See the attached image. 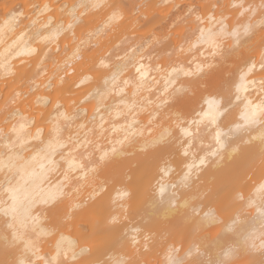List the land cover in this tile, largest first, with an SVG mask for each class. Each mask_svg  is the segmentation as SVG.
<instances>
[{"label": "bare ground", "instance_id": "obj_1", "mask_svg": "<svg viewBox=\"0 0 264 264\" xmlns=\"http://www.w3.org/2000/svg\"><path fill=\"white\" fill-rule=\"evenodd\" d=\"M17 3L19 8L9 6L0 12V161L6 165L0 167V208L12 205L5 189L11 186L17 194L15 219L0 212V264H168L170 248L178 249L173 253L176 264H264V191L259 190L264 184V166L259 160L264 126L257 123L235 128L243 124L240 117L247 101L255 105L264 99V69L260 67L264 0ZM200 4L202 7L195 9ZM113 13L117 19H110ZM154 15L163 20L169 17L172 26L164 37L147 36L131 44L126 54L109 57L112 45L118 47L122 37L131 35L129 31L135 34L141 22L150 21ZM220 21L227 25V33L236 29L242 38L236 47L232 36L217 37L226 52L223 59L210 56L203 41L197 43L200 28L217 33ZM249 24L253 27L249 36H244V27ZM173 25L193 33L175 41V56L170 63L144 59V51L153 40L179 34L173 32ZM234 63V69H230ZM125 64L127 67H123ZM141 64L147 71L143 82L135 71ZM197 64L204 65L200 73L195 72ZM181 67L191 69L194 75L180 73L166 90L167 74ZM230 72L233 76L227 78L231 82L226 80V90L206 87L221 73ZM244 74L245 87L237 93L236 85ZM125 80L129 81L127 85ZM177 88L188 91L173 94ZM212 99L223 106L231 104L227 118L217 121L226 134L222 148L216 145V125L209 118L191 123L209 110L208 101ZM162 100L167 103L157 109ZM153 111L167 117L181 112L192 136L180 135L175 121L168 118L149 126V113ZM61 113L70 119L65 120ZM20 124L25 125L23 144L10 149L6 145L17 138L13 126L19 129ZM56 127L59 133L54 131ZM170 127L173 135L168 138V146L161 147L164 129ZM125 136L128 140L123 145L116 143ZM171 139L174 144H170ZM113 144L120 154L95 174L85 177L81 169H69L68 162L74 159L87 172L94 166L90 161L98 160L101 151L111 149ZM214 150L217 155L211 156ZM201 158L206 161L203 165ZM53 161L54 166L50 163ZM135 164L139 168L129 172ZM190 166L191 183L185 186ZM108 168L118 170L115 187L103 175ZM212 180L218 187L214 186V196L221 190L223 195L208 194ZM102 182L103 192L90 198ZM137 184L138 196L147 199L142 217L133 213ZM161 184L165 187L163 196L158 191ZM58 185L63 186V202L44 203L42 194ZM122 190L130 192L131 198H121ZM169 201L176 204L175 212L170 211ZM74 202H82L83 210L73 213L70 206ZM105 209L106 214L101 212ZM94 213L105 216L99 222L95 220L98 225L93 220V232L88 229L87 233L86 218H97ZM209 213L211 217L206 215ZM112 216L119 218L116 225L110 223ZM2 227L12 229L8 237ZM14 231L23 239L13 242ZM100 234L107 241L98 245ZM24 241L32 243L26 247ZM7 243L17 247L10 251ZM9 257L12 262L7 261Z\"/></svg>", "mask_w": 264, "mask_h": 264}, {"label": "snow or ice", "instance_id": "obj_2", "mask_svg": "<svg viewBox=\"0 0 264 264\" xmlns=\"http://www.w3.org/2000/svg\"><path fill=\"white\" fill-rule=\"evenodd\" d=\"M262 7H264V5H262ZM117 18H118V16L116 13H113V16L110 17V19H117ZM196 19H197V21H201V18L199 16H197ZM219 23H220L221 27L217 33H213L211 29H208V31L206 33L203 28H200L199 29L200 37L198 38L197 43L203 41L208 46V51H209L210 56L220 57L221 59H223L226 56V52L221 48L220 41L217 39V37L220 35H224V34L232 36L234 38L236 47L240 46V44L242 42V38H241V35H240L238 30L233 29L230 33H227L226 32L227 25L223 24L222 21H220ZM261 25H264V20L261 21ZM69 27H71V25H69ZM252 27L253 26L251 24L246 25L244 27V36H249ZM260 30L264 31V27H262ZM193 46H195V45H193ZM262 49H264V41H262ZM132 51L135 52V49H133ZM101 63L103 64V61H101ZM123 67H127V64H125ZM207 67L211 68L212 65L209 64V65H207ZM254 67H255V64H253L249 68V71H251L252 68H254ZM260 67L262 69H264V50H262L260 53ZM203 68H204V65L197 64L195 72L200 73L203 71ZM135 71L138 74L139 80L141 82H143L147 76V71L145 70L144 65L141 64L139 67H137L135 69ZM180 73H183V75L185 77L194 75V72L191 69L184 70L182 67L179 69L172 68L171 72H169L167 74L166 90H167V84H175L176 79ZM115 79H116V77L114 76V80ZM240 79H241V83L236 85V92L237 93H239L245 87L243 84V81L246 79V74L241 75ZM81 83H84V81L82 80ZM123 83L125 85H127L129 83V81L125 80V81H123ZM262 88H264V84H262ZM120 91L123 92V88H120ZM186 91H188V89L177 88V89H174L173 94L180 93V92H186ZM236 99L240 100V96L237 95ZM166 103H167L166 100H162L160 105H157V109H159L161 106H163ZM208 106H209V110L202 113L201 119L198 121L194 120L191 123L199 124V123L203 122L204 118H209V122L212 125H216L215 132H214V140L216 142V145L222 148L223 147L222 138L226 134L222 132L217 121H218V119H226L227 118L231 104L229 102L228 106H223V105H221V103L219 101L212 99V100L208 101ZM61 116H63V118L65 120L70 119V117L65 113H61ZM165 118H168V119L175 121V129L179 131L180 135L186 136V137L192 136V132L190 130V127L185 126L183 115L179 111L172 113L171 117H167L166 114H163L159 111L150 112L149 113V126H151V124L155 123L158 119H165ZM240 118L243 121V124H239V123L236 124L235 125L236 129H240L241 127L252 126V125H255L257 123H260L261 126H264V99H262L258 104H255V105H253L251 101H247V103L245 104V110L241 113ZM100 127H101V129H103V122H101ZM24 128H25L24 124H20L19 129H17L15 126H13L12 130H13V132L16 133L17 138L11 144H7L6 147L12 149L16 146V144H21V145L23 144L22 132H23ZM39 131L40 130L38 129L37 136L39 135ZM54 131L59 133V128L58 127L54 128ZM164 133H166V136L163 134L161 136V141H160L161 147H167L168 146V138L173 135V130L171 127L166 128V129H164ZM127 140H128V136H125L123 140H118L116 143L123 145L125 143V141H127ZM49 146L51 147V144ZM119 154H120L119 150L117 149L115 144H113L111 149H106V150L101 151V154H100L98 160L90 161L91 163H93L94 166L89 168L87 172L83 171L85 166L83 164L78 163L74 159L68 162L69 169L72 170V169L79 168L83 172V175L85 177H87L89 174H95L97 172L98 168L105 166L112 159H115V157L118 156ZM185 155H187V151H185ZM210 155L216 156L217 151H215V150L212 151L210 153ZM34 159H35V157H34ZM259 160H260L261 165L264 166V135L261 136ZM205 162H206L205 158L200 159L201 165L205 164ZM50 163L53 166L55 164L54 161L50 162ZM5 166L6 165H4L2 161H0V167H5ZM190 177H191V166H190V171L188 173H186L185 177H184L185 186H188L191 183ZM7 182L9 185H11L10 180ZM0 187H2V186H0ZM62 187H63L62 185H58L55 190H50L46 195L42 194V201L44 203H53L54 205L62 203L63 197L65 195V193L62 190ZM103 190H104V185L102 182L100 185H98V188L96 190H94V192L92 194H90V198H92V196L98 195L100 192H103ZM259 190L264 191V184L260 185ZM5 191H7L9 193V198L12 200V205L9 208H0V212H3L4 215H10L11 214L13 216V218L15 219V214H16V210H17L16 209V205H17L16 189L10 186L9 188L5 189ZM158 191L161 194V196H163V194L165 192L164 185L161 184L159 186ZM120 197L130 199L131 193L128 192L127 190H122L120 192ZM242 198L243 197L241 196V199ZM249 203L251 204L252 202L250 201ZM169 204H170V211L175 212L176 207H177L176 204L172 203L171 201H169ZM183 207L187 208L188 205L185 204V205H183ZM70 208H71L72 212L74 213L75 211L83 210V204H82V202H74L71 204ZM64 214L66 216L69 215L68 212H65ZM206 215L211 217L210 213L206 214ZM118 222H119V218L117 216L111 217L110 223L112 225H116ZM9 227H12V225L10 224ZM22 239H23V237L21 235H19L18 232L14 231L13 242H15L17 240H22ZM24 243L27 247V246H30L32 242L31 241H24ZM136 243L137 242L135 241V238H133V244L135 245ZM58 249H59V245H58ZM84 251H86V249H81V252H84ZM176 251H178V249H175V248L169 249L168 264H176L174 257H173V253ZM58 254H59V251H58ZM65 255H67V253H65ZM226 255H230V253H226ZM53 259H55V258H53ZM75 259H76V255H75V253H73L72 260L75 261ZM21 264H23V262H21Z\"/></svg>", "mask_w": 264, "mask_h": 264}, {"label": "rangeland", "instance_id": "obj_3", "mask_svg": "<svg viewBox=\"0 0 264 264\" xmlns=\"http://www.w3.org/2000/svg\"><path fill=\"white\" fill-rule=\"evenodd\" d=\"M14 2L16 3L17 2V0H0V12H1V14H2V11H4V10H6V9H8L9 8V6H15V7H17V8H19V4L17 3V4H14ZM199 4V3H198ZM200 6L202 7V5L200 4V5H196V8L195 9H198V8H200ZM209 6V5H208ZM198 7V8H197ZM152 17H153V23H150V22H152ZM151 17V19H150V21L148 20H145L144 22H141V26L139 27V29H137V32H136V30H135V34H133L132 35V33H134V31L132 32V31H129V32H131V35H130V33H129V35L127 34L126 36H124V37H122L123 39H122V42H120L119 44H118V47H117V45H112L111 47V50L109 51L110 52V54H109V57H110V55L112 56V54H120V52H121V54L123 55V54H126L128 51H129V48H130V46H132L131 44H134L135 43V41H136V43H140L141 41H143L144 40V38L145 37H147V36H150V35H152L153 36V34L154 35H158V36H160V35H163L166 31H167V29L168 28H170V26H172V25H170L169 24V22H168V19H169V17H166L164 20L160 17V16H152ZM156 18V19H155ZM162 19V20H161ZM144 20V19H143ZM142 20V21H143ZM156 20H160V22H156ZM156 24H155V23ZM174 26V30H173V32L175 31V32H179V34H177L176 36H173V34H176V33H173L172 34V36H168V37H165V38H162V37H164V35L160 38L161 39V41H158V40H153L154 41V43H152L148 48H146V50L144 51V59L146 58V60H148V61H150L151 63L154 61L155 63L156 62H160V61H165L166 63L165 64H168V63H170V60L172 59V58H174V56H175V49H176V47H177V44H176V42H177V40L178 39H180V38H183V37H185V36H189V35H191L192 33H193V31H188V29L186 28V27H184L182 30H180L179 28H177L175 25H173ZM173 29V28H172ZM177 32V33H178ZM137 34V35H136ZM133 36V37H132ZM126 37V38H125ZM140 38V39H139ZM186 38V37H185ZM121 41V40H120ZM127 41V42H126ZM133 41V42H132ZM176 41V42H175ZM131 42V43H130ZM129 43V44H128ZM74 44H72V46H73ZM113 46H115V48L113 47ZM168 46H171L172 47V50H170V51H167L166 50V48L168 47ZM125 48V49H124ZM113 49V50H112ZM127 50V51H126ZM52 53H53V51H52ZM50 55H52V56H50ZM49 55V57H47V58H49V59H47V60H50V57H54V55H55V53L54 54H50ZM151 59V60H150ZM157 60V61H156ZM153 62V63H154ZM168 62V63H167ZM235 64H237V63H234L233 64V66H231L230 67V69H234V67H235ZM224 73H221L220 75L221 76H219L218 77V79L216 78L215 80H217V81H215V80H213L212 82H210L209 84L207 83V85H206V87H209V89L211 88V90L212 89H214L215 90V88L218 90V88L219 87H222V89L223 90H226V88L224 89V87L227 85V86H229L226 82L228 81V79L229 80H231L232 79V76H233V72H230L229 74H227V75H223ZM226 77V78H225ZM228 78V79H227ZM231 78V79H230ZM227 80V81H226ZM217 83V86H216V83ZM220 82V83H219ZM231 82V81H230ZM229 81H228V83H230ZM22 83H20V85H21ZM220 84V85H219ZM226 84V85H225ZM83 86V85H82ZM219 86V87H218ZM22 88L24 87V86H21ZM205 87V86H204ZM215 87V88H214ZM219 89H221V88H219ZM199 89H197V93H199ZM194 95V94H193ZM192 95V96H193ZM75 96V95H74ZM191 96V97H192ZM175 134V133H174ZM177 136L178 135H176L175 137L177 138ZM174 137V138H175ZM175 138V139H176ZM172 141L170 142V144L171 143H173L174 141V139H171ZM174 144V143H173ZM172 144V145H173ZM139 165V164H138ZM138 165H133L131 168H129L128 170H129V172H131L132 170H136V167H138ZM139 168V167H138ZM132 169V170H131ZM135 171H132L131 173H134ZM61 173V172H60ZM60 173H58L57 174V176H59V174ZM103 175H104V177L105 178H110L112 181H110V186H111V184H112V186L113 187H115L116 186V184H117V182H118V177H119V175H118V170H116L115 168H108L106 171H104V173H103ZM215 182V180H212L211 182H210V186H209V192H208V194H211V196H214V194H215V191H217V189H215V185H216V188H218L217 187V183L214 185V182ZM213 183V184H212ZM219 184V183H218ZM138 187H139V185L137 184L135 187H134V194L136 193V195L138 196V191H139V189H138ZM214 189V190H213ZM219 190V189H218ZM212 191H214V194L212 193ZM222 192V193H221ZM220 193V195L222 194H224V192L221 190V191H219L217 194H219ZM213 194V195H212ZM217 194L214 196V197H216L217 196ZM116 195V197H117V195L118 194H115ZM147 198V197H146ZM146 200L147 199H144V197H136L135 199H134V202L135 203H133V213H135V214H139V215H136V216H140V217H142L143 215H145V212L143 211V206H144V204H146ZM106 211V209L105 210H103V211H101V212H105ZM101 212H99V214H103V213H101ZM136 212H138V213H136ZM107 213V211L104 213V214H106ZM98 213H94L93 215H98L97 216V218H96V216H95V218H94V216H91V218H90V216L89 217H87L86 218V220L88 219L89 221H91V222H89L88 220H87V222L85 221V224H84V226H85V229L87 228V230H86V232L88 233V229H92V231L91 232H93V220L95 221H100L101 220V218L100 217H102V216H105V215H99ZM134 214V215H135ZM93 217V218H92ZM100 219H99V218ZM139 217V218H140ZM96 221H95V223H96ZM98 222L96 223L97 225H98ZM88 223V224H87ZM94 223V224H95ZM92 224V225H91ZM82 227V229L83 230H85L84 229V226L83 225H81ZM88 226V227H87ZM90 227V228H89ZM5 228V229H4ZM7 228L9 229L8 231H7ZM80 228V229H81ZM81 229V230H82ZM4 231V232H6V235H7V237L9 236L8 234H10L11 233V230L12 229H10L9 227H2L1 228V231ZM10 231V232H9ZM9 232V233H8ZM8 233V234H7ZM80 233H82V232H80ZM84 234H85V231L83 232ZM12 235V234H11ZM10 235V236H11ZM85 236L87 237V234H85ZM93 236H94V234H93ZM96 237V236H95ZM171 235H170V237H169V239H171ZM92 238V237H91ZM90 238V239H91ZM94 238V237H93ZM99 238H100V240L98 239L97 240V244L99 245L100 243H104V242H106L107 240H106V238L104 237V235H99ZM96 239H97V237H96ZM94 240V239H93ZM95 242V241H94ZM8 244V243H7ZM6 245V244H5ZM10 244H8V246H9ZM11 246L12 247H10L9 246V249L8 250H15V248L17 247V245L15 244V243H13V244H11ZM16 246V247H15ZM15 247V248H14ZM8 248V247H7ZM111 248V247H110ZM110 252H113V249H111L110 250ZM12 258H13V256H12ZM12 258H8L7 259V261L9 260V259H11V262H12ZM8 262H10V261H8Z\"/></svg>", "mask_w": 264, "mask_h": 264}]
</instances>
